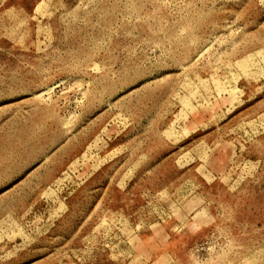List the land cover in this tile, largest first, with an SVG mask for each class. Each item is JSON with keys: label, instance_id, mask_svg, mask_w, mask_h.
Masks as SVG:
<instances>
[{"label": "rangeland", "instance_id": "374dc122", "mask_svg": "<svg viewBox=\"0 0 264 264\" xmlns=\"http://www.w3.org/2000/svg\"><path fill=\"white\" fill-rule=\"evenodd\" d=\"M0 264H264V0H0Z\"/></svg>", "mask_w": 264, "mask_h": 264}]
</instances>
